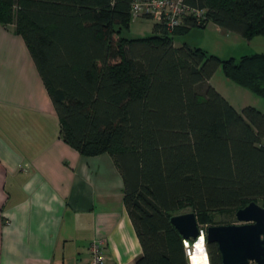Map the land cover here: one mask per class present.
<instances>
[{
  "label": "trees",
  "instance_id": "16d2710c",
  "mask_svg": "<svg viewBox=\"0 0 264 264\" xmlns=\"http://www.w3.org/2000/svg\"><path fill=\"white\" fill-rule=\"evenodd\" d=\"M131 2L0 0V24L23 39L61 140L80 156L113 161L141 249L134 264H187L171 216L187 210L205 230L221 225L214 214L264 208V114L237 112L208 84L220 68L264 99V53L221 59L173 47L172 37L211 23L264 39V0H183L203 11L205 25L185 17L169 35L153 23L149 37L128 40ZM205 250L209 264H221L214 244Z\"/></svg>",
  "mask_w": 264,
  "mask_h": 264
},
{
  "label": "crops",
  "instance_id": "0c3cea01",
  "mask_svg": "<svg viewBox=\"0 0 264 264\" xmlns=\"http://www.w3.org/2000/svg\"><path fill=\"white\" fill-rule=\"evenodd\" d=\"M208 25L210 33L196 42L183 37L174 42L173 35L172 46L218 55L220 40H242ZM212 32L216 43L207 48L206 34ZM212 78L208 84L234 110L252 107L242 98L234 106ZM234 94L239 97V91ZM93 240L104 242L106 264H134L141 255L123 206L121 177L107 154L83 157L61 140L53 105L23 39L13 24H0V264H87L86 248ZM197 242H187L193 251L187 264L193 257L197 264L207 258L205 244L201 252Z\"/></svg>",
  "mask_w": 264,
  "mask_h": 264
},
{
  "label": "water",
  "instance_id": "95a60500",
  "mask_svg": "<svg viewBox=\"0 0 264 264\" xmlns=\"http://www.w3.org/2000/svg\"><path fill=\"white\" fill-rule=\"evenodd\" d=\"M238 225L208 226L203 243L214 244L221 264H264V208L250 202L234 213ZM184 243L200 239L199 226L191 212L169 218Z\"/></svg>",
  "mask_w": 264,
  "mask_h": 264
},
{
  "label": "rangeland",
  "instance_id": "374dc122",
  "mask_svg": "<svg viewBox=\"0 0 264 264\" xmlns=\"http://www.w3.org/2000/svg\"><path fill=\"white\" fill-rule=\"evenodd\" d=\"M153 21L149 18H136L133 20H130L128 23L127 30L122 33V37L125 39H139V38H145L149 37L151 35V27L153 25ZM209 25H205L203 28H191L187 31V33L181 34V35H175L174 42L179 40L178 38H184V40H189L191 42H196L199 39H201L202 33H210L209 32ZM215 37V34L207 35L206 34V45L208 47H212L216 42L212 39ZM218 37V36H217ZM223 39L225 36L221 37ZM181 40V39H180ZM226 41V40H224ZM220 47L218 48L219 51H216L218 55L217 56L221 59L229 58L230 56L232 58L237 59L238 57L242 55H248V54H254V53H264V39L261 37H254L252 38L249 43H246L243 39L240 41V43H232V42H222V40L219 41ZM226 81V82H225ZM217 90L222 92L225 95L230 96V98L233 100L234 106H238V103L236 100H239L242 98L243 102L246 104H250L252 108L260 112L261 114H264V99L259 98L249 92L248 90L241 88L239 86H236L234 84H230L229 82L222 74L220 68H217V70L213 74L212 82ZM229 83V84H228ZM233 85V86H232ZM238 89V90H236ZM232 91V92H231ZM235 91H239V97H236L234 94ZM236 110V109H235ZM238 112V110H236ZM187 212V210L182 211V213ZM212 222L215 224H221V225H238L239 223L236 222L234 217H227L223 215L214 214L212 216Z\"/></svg>",
  "mask_w": 264,
  "mask_h": 264
},
{
  "label": "built area",
  "instance_id": "2783aa9c",
  "mask_svg": "<svg viewBox=\"0 0 264 264\" xmlns=\"http://www.w3.org/2000/svg\"><path fill=\"white\" fill-rule=\"evenodd\" d=\"M129 16L130 20L148 17L154 23L162 25L169 35L183 25L185 17L192 18L197 25H202L203 23L205 25L203 11L189 7L183 0H132ZM203 231L204 229L199 228L200 236ZM103 249L104 242L102 240L91 241L86 248L88 255L87 264H106ZM183 253L187 259L193 256L192 248L184 242Z\"/></svg>",
  "mask_w": 264,
  "mask_h": 264
},
{
  "label": "clouds",
  "instance_id": "9594fccd",
  "mask_svg": "<svg viewBox=\"0 0 264 264\" xmlns=\"http://www.w3.org/2000/svg\"><path fill=\"white\" fill-rule=\"evenodd\" d=\"M196 247L203 252V234H201L200 239L198 240ZM193 264H197V261L195 260V257H193ZM199 264H207V258L206 256L199 262Z\"/></svg>",
  "mask_w": 264,
  "mask_h": 264
}]
</instances>
